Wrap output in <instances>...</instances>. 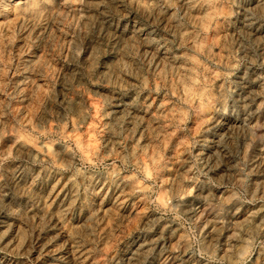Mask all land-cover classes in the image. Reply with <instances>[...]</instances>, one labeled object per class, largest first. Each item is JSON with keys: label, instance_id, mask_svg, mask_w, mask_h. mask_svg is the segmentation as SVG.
Returning a JSON list of instances; mask_svg holds the SVG:
<instances>
[{"label": "rangeland", "instance_id": "1", "mask_svg": "<svg viewBox=\"0 0 264 264\" xmlns=\"http://www.w3.org/2000/svg\"><path fill=\"white\" fill-rule=\"evenodd\" d=\"M249 92L250 133L227 132ZM112 175L143 193L136 216L97 214L76 235L89 263L126 264L170 225L165 255L142 264L264 263V0H0V237L25 228L0 262H52L40 246L67 245L92 212L85 191L69 216L46 215L29 181Z\"/></svg>", "mask_w": 264, "mask_h": 264}, {"label": "bare ground", "instance_id": "2", "mask_svg": "<svg viewBox=\"0 0 264 264\" xmlns=\"http://www.w3.org/2000/svg\"><path fill=\"white\" fill-rule=\"evenodd\" d=\"M182 6H185L187 9L191 8L190 2L188 1L184 2ZM133 33L138 37H143L146 35L144 28L138 26L133 29ZM152 46L156 47L155 50L160 52V55H162L165 60L171 57L166 47H157L153 44ZM245 80L244 78L242 80L244 84L247 83ZM251 99L252 95L250 92L248 94L241 93L237 95V103L239 104L238 107L241 108V112L238 111V113H234L231 116V119L228 121V129H226L227 132H230V130L233 129H238L243 133H250L248 123L252 119L250 105V103H252ZM121 107H127V109L134 111L138 125H142L143 120L145 117H147L146 111L138 110L137 108L131 107L128 104H123ZM152 119L154 124L157 125L155 118ZM135 130H138L136 125L132 131L135 132ZM34 146V149L37 153L47 157L54 164L67 165L73 161V156L66 149H62L60 147L51 148L46 144ZM216 146L220 152L224 151L225 149V144L221 142V140H218ZM18 179L20 183L23 182L22 176H19ZM28 188L39 190L45 195L47 206L44 212L46 215H56L55 218L57 220L61 218L60 215L69 216L71 212H73V210L79 204L80 192L81 194H84L85 191H87L88 195L92 199V204L94 205L92 212L87 215L86 220H80V225L76 226L75 229H70L68 231L67 245L64 244V246L61 247H51L48 243H45L40 246V254L47 259L52 260V262L48 264H91L89 263L88 252L77 245L76 235L79 232L85 233V230H88L87 222H90L93 218H96L97 214H102L106 219L116 214L127 217L136 216L137 211L134 208V202L135 200L140 199L143 193V189L140 186L133 185L126 177H116L115 175L109 177L100 176L95 179L90 177L87 181L86 187H84L83 190H80V187L76 189L73 188V185L69 179L60 177L52 179L49 183H45L43 180L37 179V177L33 178L28 182ZM203 198L206 199V197ZM180 208L186 210L187 212H194V208H192V206H185L182 204L180 205ZM21 225H18V227L11 233H9V231V234L1 235V244L7 250H16L22 246L20 239L21 235L25 231V228ZM172 230L173 226L170 225L162 229L159 238H157L155 241L150 243H146L145 241H141L140 243L138 242L136 248L126 255V264H142L143 259L148 257L150 253L154 256H164V242L166 240L173 239ZM0 264L11 263L2 261Z\"/></svg>", "mask_w": 264, "mask_h": 264}]
</instances>
